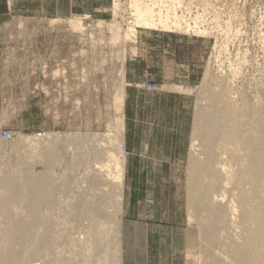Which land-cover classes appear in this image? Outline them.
<instances>
[{
  "label": "rangeland",
  "instance_id": "rangeland-1",
  "mask_svg": "<svg viewBox=\"0 0 264 264\" xmlns=\"http://www.w3.org/2000/svg\"><path fill=\"white\" fill-rule=\"evenodd\" d=\"M135 1L0 0V41L10 36L0 48L12 60L0 63V131L13 133L0 136V179L21 186L14 213L33 230L16 264H208L194 217H217L195 202L212 182L201 170L210 150L247 208L231 232L264 252V0H139L168 31L136 27ZM42 175L30 200L28 180Z\"/></svg>",
  "mask_w": 264,
  "mask_h": 264
},
{
  "label": "bare ground",
  "instance_id": "bare-ground-1",
  "mask_svg": "<svg viewBox=\"0 0 264 264\" xmlns=\"http://www.w3.org/2000/svg\"><path fill=\"white\" fill-rule=\"evenodd\" d=\"M133 3H134L133 9H134L135 16H136L134 18L133 23L137 25L136 27H142L145 29H158V27L161 26L164 30H167V31L168 29L171 28L170 24H168V20L164 19L161 16L160 12L156 14V11H155L156 9H154V6H153L154 4L148 3L140 7L139 0ZM174 27H176L177 29L181 28L180 24L176 22H175ZM136 32H137V29H134V27H128L127 30H125L124 35L122 36L124 37V39H132L131 36H133L134 33L136 34ZM174 89H177V87H175ZM239 131L241 132V130ZM238 135L239 134H231L229 132L224 133L225 138L232 139V140L235 139V137ZM211 137H212V134L208 136V141L206 143L208 148H210L209 139H211ZM77 138H80V137L77 136ZM66 139L67 140L71 139V137H66ZM3 140H7V139H3ZM245 143L246 141L240 140L238 142L239 148L249 150L253 154L256 153L255 149H247L246 148L247 145ZM257 150L259 154L258 158L263 159V154H264L263 150H261L260 148H257ZM110 155L114 157L115 159H117L115 154L110 153ZM212 157H213V152L210 150L208 151L206 160L202 164L204 166L201 169V170H206L207 168H210L209 171H210V177H212L211 178L212 182H210V185L207 188L205 187L206 190L208 191L207 196H204L203 198L202 197L196 198L195 202L199 206L200 210H202L205 213L206 212L210 213V211L212 210V212H214L217 217H212V216L211 217L209 216L194 217L196 218L199 224V228H201V232L207 237L206 242L208 243L207 245L208 249H206V246L204 247H205L207 254L209 255L208 264H263L264 263L263 262L264 252L254 253V251H257L256 248L249 249L248 247L245 248L244 247L245 245L243 244H238V241L242 238V233L231 232V230L234 231L236 230V228H240L239 221L241 220L248 221L245 216V210L247 208L245 207L243 198H241L242 203L237 206L235 202V200L237 201L236 194L234 193L235 188L232 186L229 187V184H230L229 179L222 180L221 178H219L220 176L219 173L224 172V169H226L225 165L219 166V163H218L214 165L213 167H211L210 163L212 161ZM120 161H121L120 158L116 160L117 168H119L121 165L122 161L121 162ZM255 163H258V159ZM254 166L255 168L252 170L253 171L252 174L260 177L261 170L258 169V166L256 164H254ZM212 168L214 169V172L211 171ZM28 181L30 185V191H28L30 200H33V199L39 200L40 194H42L41 187H43V184L45 182L44 175L39 176V177L32 176L29 178ZM197 182L198 181L194 180L193 183L196 184ZM0 187L6 190V194L3 197V201L5 202V206L7 207L6 217L8 218L9 225H10V229L8 232V238L5 235L6 240H7V244L5 247L6 255L9 253V257L8 259H4L0 255V264H16L15 263L16 256L17 254H20V253L24 254V249H27L28 247L27 240L33 237V230L31 229L27 230L25 227H22L21 224H18L17 217L14 213V210L20 206L18 202L23 200L21 186L17 184L16 182H14L13 180L7 179L6 176H3L0 179ZM228 188L230 191L229 197L225 196V194L218 195V192L220 189L228 190ZM206 199L210 200L211 202H217L218 204L216 205V207L210 209V207L209 206L207 207L205 204ZM225 201L226 203L222 204ZM15 205H16V208L14 207ZM82 206H86V204ZM221 213L225 214V216L220 217L219 215ZM30 216L32 218L38 219L36 213L32 209L30 212ZM219 219H222V220H219ZM226 222L228 223V229H229L227 231L228 235H226L225 232L221 233V226L222 224ZM261 232L263 233L264 231H261ZM221 234H223V236H221ZM221 238L224 239V241ZM229 239H231L232 241L230 242ZM41 246L42 245L40 244V242L37 241L35 244V247L30 249V253L34 252L33 254H38L39 251H41L42 249ZM263 251H264V248H263Z\"/></svg>",
  "mask_w": 264,
  "mask_h": 264
},
{
  "label": "crops",
  "instance_id": "crops-1",
  "mask_svg": "<svg viewBox=\"0 0 264 264\" xmlns=\"http://www.w3.org/2000/svg\"><path fill=\"white\" fill-rule=\"evenodd\" d=\"M3 38H5V40L0 41V44L5 43L6 42V39H9L10 36H4ZM5 54H6V52L1 51V48H0V63H9V62H12V60H10V59L7 58L8 55H5ZM21 62L22 63H26L27 60L21 59ZM27 75H28V72L20 73V76L21 77H25ZM0 125H2L1 120H0Z\"/></svg>",
  "mask_w": 264,
  "mask_h": 264
},
{
  "label": "built area",
  "instance_id": "built-area-1",
  "mask_svg": "<svg viewBox=\"0 0 264 264\" xmlns=\"http://www.w3.org/2000/svg\"><path fill=\"white\" fill-rule=\"evenodd\" d=\"M0 135L2 136L3 139H12L13 133L9 129H3L0 131Z\"/></svg>",
  "mask_w": 264,
  "mask_h": 264
}]
</instances>
